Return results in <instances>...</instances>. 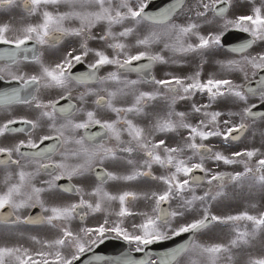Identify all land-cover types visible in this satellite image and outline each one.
<instances>
[{
    "label": "snow or ice",
    "instance_id": "1",
    "mask_svg": "<svg viewBox=\"0 0 264 264\" xmlns=\"http://www.w3.org/2000/svg\"><path fill=\"white\" fill-rule=\"evenodd\" d=\"M0 10V264H264V0Z\"/></svg>",
    "mask_w": 264,
    "mask_h": 264
},
{
    "label": "flooded vegetation",
    "instance_id": "2",
    "mask_svg": "<svg viewBox=\"0 0 264 264\" xmlns=\"http://www.w3.org/2000/svg\"><path fill=\"white\" fill-rule=\"evenodd\" d=\"M166 3V2H162L161 4ZM244 9H241V11H243ZM19 16V12H13L11 14H7L5 13L3 10H0V22H3L5 20L14 18V17H18ZM13 22H15V20H13ZM239 34V33H238ZM244 34H228L225 38H224V42H226L229 46L233 43H238L240 42L241 39H243ZM226 47V46H225ZM157 75L160 76L162 74V69L158 68L157 70ZM126 245V244H125ZM122 250H127L128 246H121ZM111 253V252H109Z\"/></svg>",
    "mask_w": 264,
    "mask_h": 264
},
{
    "label": "rangeland",
    "instance_id": "3",
    "mask_svg": "<svg viewBox=\"0 0 264 264\" xmlns=\"http://www.w3.org/2000/svg\"><path fill=\"white\" fill-rule=\"evenodd\" d=\"M245 206H246V202L243 198V195H241V196H238L234 201H232V208L230 210H233V211L240 210ZM226 210H229V209H226Z\"/></svg>",
    "mask_w": 264,
    "mask_h": 264
},
{
    "label": "water",
    "instance_id": "4",
    "mask_svg": "<svg viewBox=\"0 0 264 264\" xmlns=\"http://www.w3.org/2000/svg\"><path fill=\"white\" fill-rule=\"evenodd\" d=\"M182 242L180 238H176L175 242L169 241L168 243H166V247L167 246H174V243H179Z\"/></svg>",
    "mask_w": 264,
    "mask_h": 264
}]
</instances>
